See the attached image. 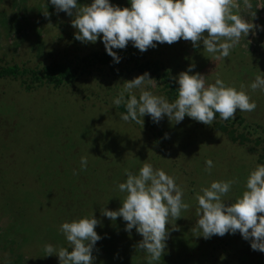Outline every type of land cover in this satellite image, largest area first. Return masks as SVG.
I'll return each instance as SVG.
<instances>
[{
  "label": "rangeland",
  "instance_id": "374dc122",
  "mask_svg": "<svg viewBox=\"0 0 264 264\" xmlns=\"http://www.w3.org/2000/svg\"><path fill=\"white\" fill-rule=\"evenodd\" d=\"M90 2L78 0L81 6ZM110 2L130 7L129 0ZM249 3L251 8L240 3L239 11L254 14L250 22L259 27L242 35L224 61L208 57L202 42L193 47L191 41L181 39L157 43L143 52L129 42L123 49H113L119 62L109 56L102 63L93 57L106 51L99 37L94 43L75 38V9L69 16L49 0H0V67H15L18 73L26 70L16 77L0 76V264H59L58 255L46 254L44 246H66L60 224L91 212L100 221L95 231L101 237L93 248V264H103L107 255L96 246L108 249L109 239L126 222L103 216L102 208L121 207L125 194L117 185L126 179L125 169L138 172L144 162L174 175L185 187V200L191 206L166 224L162 264H264V252L253 250L239 231L204 238L196 225V195L203 187L213 180L238 178L231 193L235 198L245 190L250 171L264 164V92L247 89L257 108L237 109L227 121L216 114L212 125L187 115L179 123L167 116L154 122L147 114L142 125L124 122L119 119L124 106L112 105L123 83L145 72L157 81L153 91L169 101L176 98L179 73L190 66L191 73L205 75L209 83L219 73L226 84L237 88L250 84L264 73V0ZM56 63L72 72L60 84L42 71ZM153 63L160 68L156 70ZM169 80L176 89H170ZM82 156L88 159L84 170ZM206 158L214 164L210 173L205 171ZM65 167L72 172L69 180H80L74 182L78 189L62 183ZM83 185L87 188L80 190ZM63 189L73 195L66 196ZM126 237L142 240L135 228ZM126 252L123 249L121 255ZM131 254L134 262L145 264L146 252L136 247Z\"/></svg>",
  "mask_w": 264,
  "mask_h": 264
},
{
  "label": "clouds",
  "instance_id": "9594fccd",
  "mask_svg": "<svg viewBox=\"0 0 264 264\" xmlns=\"http://www.w3.org/2000/svg\"><path fill=\"white\" fill-rule=\"evenodd\" d=\"M57 11H64L78 31L75 38L80 41L102 40L105 50L114 61L119 56L113 49H123L129 42L141 52L157 43L172 44L183 39L191 41L193 47L202 42L204 52L214 61L230 57L241 36L246 37L254 25L239 14L238 0H129L130 7H120L110 0H91L81 6L78 0H49ZM244 4L251 8L249 0ZM207 32L205 36L204 33ZM102 34V35H101ZM182 71L177 77L178 89L172 101L165 95H157V81L147 72L123 83L121 90L112 99V105L124 106L119 113L124 122L143 123L147 114L154 122L164 116L179 123L185 116L212 125L216 114L222 121L234 118L240 112H252L257 104L247 89L264 92V73H259L247 86L226 84L219 73L209 83L200 73ZM138 90V95H137ZM87 156L80 158V168H87ZM205 171L214 167L210 158L205 159ZM74 174H77L74 170ZM126 179L119 182V192L124 193L121 207L117 210L102 208V215L115 221L121 217L125 231L133 228L142 236L137 247L147 253L148 264H157L166 249L168 229L166 224L188 211L186 189L176 182V177L150 162L142 163L138 172L125 169ZM238 178L213 180L196 195V221L199 234L204 238L224 236L237 231L250 242L253 250L264 252V164H258L248 174L245 190L235 198L231 193ZM230 200V204L224 201ZM260 214V215H258ZM100 223L90 215L64 221L59 231L66 246L46 244V254H57L59 264H93V248L101 239L95 231ZM71 248V250H69Z\"/></svg>",
  "mask_w": 264,
  "mask_h": 264
},
{
  "label": "trees",
  "instance_id": "16d2710c",
  "mask_svg": "<svg viewBox=\"0 0 264 264\" xmlns=\"http://www.w3.org/2000/svg\"><path fill=\"white\" fill-rule=\"evenodd\" d=\"M109 56L110 55H108V53L106 51L103 53H96V52L93 53V57L97 61H100L102 63H107L109 61ZM153 66H155L156 70H158L160 68L156 63H153ZM140 67H142V66L140 65ZM25 71L26 70H23L22 72L18 73L17 69L15 67L4 66V67H0V76L16 77V76L24 73ZM42 71L44 72V74H46L48 76L49 80H52L53 82H55L57 84H60V83L64 82V80L70 79L72 77V72H71V69L69 68V66H62L60 63H56L53 65L46 66ZM166 80H168V79H165V81ZM167 85L172 90L176 89V84L173 80H169ZM176 95H175V97H176ZM221 128L225 129L226 127L223 126L221 123ZM230 135L232 136V138L235 137L232 132H230ZM69 170H70L69 167H65L63 169V173H62V177H61L62 183H65L66 187H69L68 189H70V190L73 188L78 189V187L74 185V182L76 181V183H77L80 180H78L76 178L69 180L68 174L72 173ZM86 188H87V186L83 185L80 188V190H83ZM62 192L65 193L64 189ZM65 194H66V196L67 195H70V196L73 195V194H68V193H65ZM75 195L77 196V198H79L77 194H75ZM70 196H68V200L72 199ZM65 203H63L62 208H64ZM55 205H57V204H55ZM75 218H78V216H76ZM127 233L128 232L125 231V227H123L122 231H120L119 233H116L114 237L109 239L108 243H110V244H109L108 249H106L103 246H100L99 248H98V246H96L97 251L105 250L104 256L107 255V261H101L103 264H109L110 262L114 263V264H116V263L120 264L121 262L127 264V260H130L131 264H141V263L134 262L135 257L131 254V250L136 248L139 242L130 241L126 237ZM120 242H123L124 245H121ZM108 243H106V244H108ZM123 249H126L127 252L121 255ZM134 254H135V251H134ZM99 256L101 257V253L99 254ZM145 264H148L147 259L145 261ZM159 264H162L161 261H159Z\"/></svg>",
  "mask_w": 264,
  "mask_h": 264
},
{
  "label": "crops",
  "instance_id": "0c3cea01",
  "mask_svg": "<svg viewBox=\"0 0 264 264\" xmlns=\"http://www.w3.org/2000/svg\"><path fill=\"white\" fill-rule=\"evenodd\" d=\"M251 0H249V2H250ZM242 2H244V0H241L240 1V3H242ZM239 3V4H240ZM252 3V2H251ZM239 14L241 15V16H245V18L246 19H248L249 21H252L253 19H255V16H254V14H252L251 16H249L250 14H249V12L248 11H239Z\"/></svg>",
  "mask_w": 264,
  "mask_h": 264
}]
</instances>
